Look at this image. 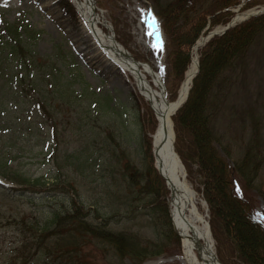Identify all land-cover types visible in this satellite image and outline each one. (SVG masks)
Listing matches in <instances>:
<instances>
[{
    "label": "rangeland",
    "instance_id": "374dc122",
    "mask_svg": "<svg viewBox=\"0 0 264 264\" xmlns=\"http://www.w3.org/2000/svg\"><path fill=\"white\" fill-rule=\"evenodd\" d=\"M145 2L152 6L149 0H95L116 39L135 58L153 61V53L138 42L139 10L146 8ZM241 7L231 9L237 13ZM4 23L27 24L39 31L30 52L37 60L39 85L17 89L12 57L7 50L0 51V103L5 105L0 114V148L12 144L10 155L0 153V264H23L16 249L27 230L51 226L55 213L72 212L75 206L90 223L104 222L113 231L132 232L152 242L149 247L161 245L160 254L139 264H179L171 260L179 244L163 203L165 187L156 179L151 162L148 133L156 122L133 77L115 68H99L92 61L69 0H0V26ZM163 35L160 70L170 100ZM212 89L222 145L231 153L230 160L238 161L256 120L264 140V29L243 62L223 71ZM125 163L142 173L138 184L130 182ZM21 177L41 179L44 184L14 181ZM144 183L157 191L141 192ZM190 183L203 199L195 189L201 188L197 176ZM248 194L264 219V162ZM98 213L101 217L95 219ZM74 250L84 261L114 264L111 249L89 238L80 240ZM76 257L73 252L72 258L62 260ZM49 264L62 263L51 258Z\"/></svg>",
    "mask_w": 264,
    "mask_h": 264
},
{
    "label": "trees",
    "instance_id": "16d2710c",
    "mask_svg": "<svg viewBox=\"0 0 264 264\" xmlns=\"http://www.w3.org/2000/svg\"><path fill=\"white\" fill-rule=\"evenodd\" d=\"M149 1L161 20L166 37L165 83L171 86L169 99L174 100L190 63L195 40L207 24L212 28L230 21L233 16L231 8L241 0ZM256 4H264V0H247L243 8ZM263 29L264 14H259L236 24L222 35L212 37L201 46L198 50L199 70L188 97L171 117L174 150L184 165L187 180L194 182L196 176L199 179L201 188L195 189L201 192L207 204L210 232L221 264H264V219L258 215L248 194L264 162V140L259 121L252 125L241 159L231 161V153L222 145L218 111L210 99L217 77L236 63L243 62ZM38 34L39 31L27 24L4 23L0 26V51L7 50L12 57L10 67L17 89L24 85L31 88L39 85L37 60L30 54ZM4 106L1 102L0 114ZM11 146L4 143L0 153H9ZM123 167L132 184H138L143 178L142 173L130 163ZM155 177L164 188L161 179L157 175ZM40 180L29 177L14 179L15 182L44 184ZM149 188L157 191L153 184L145 186L144 183L141 192ZM100 217L98 213L95 219ZM26 233L16 249L23 264H49L51 258L62 264H96L82 260L79 251L74 250L85 238L109 247L114 264H139L147 257L160 254L161 250V245L154 243L149 247L152 242L142 241L132 232L113 231L104 222L90 223L81 216L77 206L72 212L55 213L51 226L31 228ZM73 252L77 254L76 259L62 260L72 258Z\"/></svg>",
    "mask_w": 264,
    "mask_h": 264
},
{
    "label": "bare ground",
    "instance_id": "6f19581e",
    "mask_svg": "<svg viewBox=\"0 0 264 264\" xmlns=\"http://www.w3.org/2000/svg\"><path fill=\"white\" fill-rule=\"evenodd\" d=\"M69 1L77 13L79 37L91 51L92 61H95L99 68H115L124 75H131L156 122L154 129L148 133L149 149L152 167L165 184L163 203L179 244V252L174 254L171 260L179 264H219L207 224L206 204L188 182L180 158L172 149L171 115L175 107L187 96L196 74L200 46L193 49L192 59L181 83L177 100L171 102L163 91L160 70L164 35L160 22L151 9L148 7L138 9L140 11L138 42L154 56L153 61H143L135 58L117 41L113 28L104 14L96 9L93 0ZM199 41H202L201 38Z\"/></svg>",
    "mask_w": 264,
    "mask_h": 264
},
{
    "label": "water",
    "instance_id": "95a60500",
    "mask_svg": "<svg viewBox=\"0 0 264 264\" xmlns=\"http://www.w3.org/2000/svg\"><path fill=\"white\" fill-rule=\"evenodd\" d=\"M94 1V0H93ZM146 5L148 6V3L145 2ZM244 4V1L241 2V4L239 5V7H241ZM260 13H264V7L260 8V9H256V10H251V11H246V12H237L235 13V15L232 17V19L226 23V25L224 26H219L216 27L212 30H207L206 28V33L205 35H200V37L198 38V40L194 43L192 50L196 47V46H201L203 45L205 42H207L210 38H212L215 35H222L224 32H226L228 29H230L231 27H233L234 25H236L237 23L244 21L245 19L251 17V16H256ZM201 38L202 41H199ZM199 66H197V70L196 73L198 72ZM186 99V98H185ZM184 99V100H185ZM177 100V99H176ZM183 100V101H184ZM183 101L181 100V102L175 107L174 111H176L178 109V107L183 103ZM173 111V112H174ZM165 130V127H164ZM165 138V137H164ZM173 142H174V137L172 139V149L174 151V147H173ZM162 162V161H161ZM162 164V163H161ZM209 227V225H208ZM217 258V257H216ZM219 262V261H218ZM220 264V263H219Z\"/></svg>",
    "mask_w": 264,
    "mask_h": 264
},
{
    "label": "snow or ice",
    "instance_id": "6c2138e0",
    "mask_svg": "<svg viewBox=\"0 0 264 264\" xmlns=\"http://www.w3.org/2000/svg\"><path fill=\"white\" fill-rule=\"evenodd\" d=\"M153 23H155V19L153 18Z\"/></svg>",
    "mask_w": 264,
    "mask_h": 264
}]
</instances>
